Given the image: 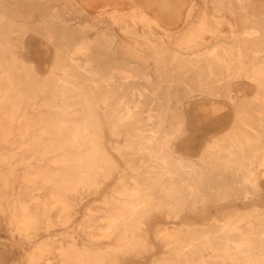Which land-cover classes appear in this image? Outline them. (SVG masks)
Instances as JSON below:
<instances>
[{
  "label": "bare ground",
  "instance_id": "6f19581e",
  "mask_svg": "<svg viewBox=\"0 0 264 264\" xmlns=\"http://www.w3.org/2000/svg\"><path fill=\"white\" fill-rule=\"evenodd\" d=\"M28 35L55 51L44 76ZM218 98L230 113L204 130ZM263 180L264 0H0V264H126L151 249L148 228L166 247L151 264H264V208L234 204ZM154 215L173 222L151 229Z\"/></svg>",
  "mask_w": 264,
  "mask_h": 264
},
{
  "label": "rangeland",
  "instance_id": "374dc122",
  "mask_svg": "<svg viewBox=\"0 0 264 264\" xmlns=\"http://www.w3.org/2000/svg\"><path fill=\"white\" fill-rule=\"evenodd\" d=\"M98 8H93V9H85L89 14H92L97 11ZM184 12L186 13L188 11V9H190L188 7V5H185V8H183ZM102 20H104V24L103 26H110V27H116V25H112L111 24V20L107 19L104 17H99ZM88 21H91L90 18H86ZM77 21H79L77 19ZM80 21H85L84 19H80ZM156 23L155 26L157 27H163L165 29H176L180 28L182 26H186L187 24H184V20L181 21H161L159 20L157 17H155V19L153 20ZM142 23L139 24V28L147 31V29H145L143 26L145 25V22L142 20ZM151 22V21H150ZM193 25L197 26L199 28H201L202 30L200 31L199 36L202 37L203 40L206 39H211V35L207 32L208 30H211L214 28V25H211L210 23H204L202 19L200 18H194L192 19ZM150 25V23L148 24ZM102 26V25H101ZM146 26V25H145ZM151 26V25H150ZM219 26H221L219 28ZM217 29H221L223 28L222 25H218V27H215ZM207 30V31H205ZM91 33H89L88 35H90ZM117 34V33H116ZM118 36L116 37L120 42V51H124V44H127V40L125 38V36H122L120 34H117ZM122 40V41H121ZM207 40V41H209ZM24 51H23V57L26 60V62L30 63L31 65L34 66L36 72L40 75V76H44L48 70V68L50 67L52 60H53V56L55 51L52 49L51 45L46 42L45 40H43L40 37L34 36V35H28L24 41ZM237 88L234 87L233 90L236 91ZM242 90H244L245 92H248L250 90V86L248 85L247 87H240ZM218 102V106L220 108H222V111L220 114L218 115H211L209 113H206L207 115H209L210 117L205 116L206 118L200 119V122L198 124H200V126H202L205 130V128H209V125H213L216 124L215 119L216 117H220V119L222 118H226V112L228 111V113H230V106L229 104L226 102V99L224 98H218L217 99ZM230 115V114H229ZM228 115V116H229ZM226 121H228V119H226ZM191 123L193 124V121L191 120ZM196 123H195V127H196ZM225 127L221 128V129H216V130H211V131H201L200 133H196L195 136L191 139L190 141V145L188 147H185L187 149H184V152H186V154H189L190 156L197 158L201 155V148L202 145L204 143V141H206L207 139H210V137L216 136V133H219L222 131V129H224ZM114 186V180L107 182L99 191V193H97L94 196H89L87 198H84V200L81 202V204L78 206V209L76 211L77 215L75 216L76 221H79L81 219V214L85 212V208H87L88 206L94 204V203H98L100 200H102L104 197L110 195L111 190L113 189ZM263 188H264V180H263ZM235 205H238V207L240 209L243 210H248L251 208L252 205H256L258 207H262L264 208V193L260 198H256L253 199L251 201H241V202H235ZM220 212L219 207L218 208H211L209 210V213L211 215H217ZM179 221L184 220V221H198L199 219L195 216L189 215V214H183L181 217H179ZM171 222H173V220H166L164 218H162L159 215H154L151 219V223H150V227L151 229L154 228V226L158 225V224H167L170 225ZM178 222V221H177ZM176 224V223H175ZM149 229V242H150V247L151 249L144 255H141L140 257H138L137 259L135 258H129L126 260V264H132V262L135 261H139L141 264H151L152 261L159 259L162 256H165L166 254V247L163 245V243H161L158 239H156L152 233L150 232V228Z\"/></svg>",
  "mask_w": 264,
  "mask_h": 264
}]
</instances>
